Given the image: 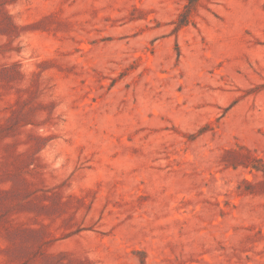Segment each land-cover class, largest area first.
I'll return each instance as SVG.
<instances>
[{"label":"rangeland","instance_id":"1","mask_svg":"<svg viewBox=\"0 0 264 264\" xmlns=\"http://www.w3.org/2000/svg\"><path fill=\"white\" fill-rule=\"evenodd\" d=\"M0 264H264V0H0Z\"/></svg>","mask_w":264,"mask_h":264}]
</instances>
